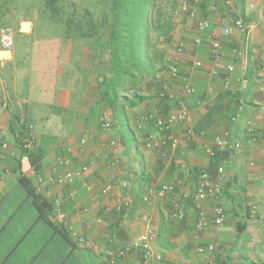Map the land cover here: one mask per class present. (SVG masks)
<instances>
[{
  "label": "crops",
  "instance_id": "obj_1",
  "mask_svg": "<svg viewBox=\"0 0 264 264\" xmlns=\"http://www.w3.org/2000/svg\"><path fill=\"white\" fill-rule=\"evenodd\" d=\"M225 1L200 3L198 16L210 23L206 31L198 29L196 19L178 15L179 25L164 46L167 59H171L176 54V44L184 42L180 53L182 76L196 89L190 101L189 121L194 135L189 140L184 126L176 125L173 134L181 142L166 161L145 148L139 132L129 135L123 145L122 129L103 128V116L111 119V115L102 114L94 83L91 42H83L78 50V39L60 34L54 39L43 38L35 32L33 19L28 20L30 30L22 32L20 26L26 18L11 14V18L19 20L18 28L12 29L14 37H23L25 47L19 51L13 48L9 56H4L0 44V99L7 103L0 112V140L8 144L0 158V264H107L102 256L71 241L41 217L33 197L20 181L25 175L35 182L34 168L21 148L27 135L42 153L39 170L44 174L68 147L75 152L81 150L83 161L90 164L89 173L75 183L77 208H73L60 185H48L43 193L62 198L68 221L86 237L103 243L104 234L117 225V245H121L144 230L141 215L146 212L158 233L154 247L163 257L161 264H206L208 260L219 264H264V0ZM235 19H242L248 31L220 35L224 53L215 61L210 55L212 32L220 33L223 25ZM198 38L201 42L196 43ZM29 49L35 51V57L24 61ZM234 49L242 50L243 55L234 58ZM197 61L202 62L200 67L195 65ZM229 64L235 67L230 92L223 89L222 81ZM156 69L161 82L147 77L137 91L143 99L133 107L124 106L134 129L140 115L165 114L175 109L174 103L160 98L158 91L163 83L177 95L180 79L171 77L164 66L157 65ZM128 95H134L133 90ZM238 100L244 104L242 114L232 121ZM249 122L255 136L248 132ZM225 133L241 147L219 153L218 158L209 157L204 145ZM85 136L87 143L81 146ZM112 139L118 141L117 149L109 144ZM219 165L225 171L223 193L202 202V209L213 216L217 205L223 207L224 221L199 233L195 228L197 209L183 195H192L196 189L193 171L207 170L214 176ZM108 180L114 183L113 192L102 197L98 190ZM85 181L93 185L92 193L85 188ZM123 182H127V188ZM162 182H174L176 191L151 205L139 199L123 214L114 210L98 221L106 204L115 205L128 195L143 194L150 184ZM179 198L185 205L186 218L175 221L171 213ZM84 207L88 212L81 210ZM87 220L89 227L85 225ZM199 244H215L216 250L200 254L196 249ZM128 262L145 264L136 252L129 255Z\"/></svg>",
  "mask_w": 264,
  "mask_h": 264
},
{
  "label": "built area",
  "instance_id": "obj_2",
  "mask_svg": "<svg viewBox=\"0 0 264 264\" xmlns=\"http://www.w3.org/2000/svg\"><path fill=\"white\" fill-rule=\"evenodd\" d=\"M202 0H181L179 5L180 14H186L190 18L197 19V27L200 31H206L210 28V23L206 18H200L198 16V6ZM230 4V0L225 1ZM235 30L246 32L248 26L242 19H235L232 24L223 25L220 33L212 32V42L210 45V55L218 61L224 53V47L220 41V35H231ZM196 43L201 42V39H195ZM0 44L5 51H12L14 48V33L10 28L3 27L0 29ZM184 49V42L180 41L176 44V54L169 59L167 64V70L171 77L180 79V90L176 95L171 91L166 84L162 85L159 89L158 95L160 98L173 102L175 109L165 114L160 113H146L140 115L137 119L136 128L141 134L144 142V146L148 150H153L158 153L161 160H169V154L171 151L177 149L181 142L180 137L173 134V128L176 125L184 126L186 130V136L191 139L194 135L193 129L189 126L191 117V98L195 95L196 89L190 83L187 77L180 74V53ZM234 58H238L243 55V51L240 49H234L232 51ZM196 67L202 65L201 61L195 63ZM226 72L222 77L223 89L230 92L233 91L231 86V74L235 67L233 64H229L226 67ZM158 79L161 75H157ZM6 101L0 99V112L6 107ZM199 105L200 102L198 101ZM243 110V103H239L236 113L231 117L232 121H237ZM21 120H25V116L21 117ZM153 122V125L151 123ZM151 125V126H150ZM102 126L105 130L111 131L114 129V125L108 117L102 119ZM248 132L253 136L256 135L254 127L251 123H248ZM87 137H82L80 140L81 146L86 145ZM112 148H118V141L112 139L109 143ZM37 145L30 135H27L23 139V148L28 151H35ZM241 144L234 141L228 133L221 136H217L212 142L204 145V150L209 157H215L217 151H229L233 149H239ZM8 148L6 141L0 140V158L2 152ZM118 160L114 163L116 164ZM74 165H79L75 168ZM2 165L0 163V171ZM90 171V164L83 161L82 151H74L73 148L68 147L63 155H60L56 159V164L51 167L48 174L42 173L40 170L33 169V176L35 180V186L37 191L44 193V189L48 185H60L64 188L67 199L71 202L73 208L76 207L75 183L78 178L84 177ZM224 167L219 165L214 176L210 175L207 170H202L197 175L196 189L192 195H183L184 199L191 197L194 207L197 209V219L195 228L197 232H204L211 226H219L223 224L225 211L221 206L214 208V215L208 216L202 209V202L206 199L219 198L224 190L225 186V173ZM85 188L89 192L94 191V187L88 181L84 182ZM122 186L127 188V182H123ZM114 189V183L111 180L106 181L98 190V193L102 197L109 196ZM176 191V184L174 182H162L158 185H149L146 187L144 193L141 196V201L146 205H151L155 200L164 199L169 194H173ZM54 207L53 219L59 224L63 225L70 233L71 237L79 245L85 246L91 251L102 256L107 264H129L128 257L132 252L138 253L143 259L145 264H161L163 263V257L159 254L154 247V243L158 237L157 230L151 224L150 216L145 212L141 215V221L144 223V230L137 236L127 240L121 245H117L119 240V227L117 225L112 226L104 234V242L99 243L86 237L84 234L79 233L68 221V212L63 206V200L58 195L50 197ZM133 198L128 195L123 201L116 203L115 205L106 204L102 209V215L98 217V221L101 222L105 216L110 215L114 210L118 213L131 206ZM254 209V207H253ZM84 213L88 212V208L81 209ZM171 218L176 221H180L186 218L185 205L181 198L176 199L171 213ZM87 227L90 226V221H85ZM197 252L200 254H210L216 250L215 244L197 245ZM206 264H219L215 260H208Z\"/></svg>",
  "mask_w": 264,
  "mask_h": 264
},
{
  "label": "trees",
  "instance_id": "obj_3",
  "mask_svg": "<svg viewBox=\"0 0 264 264\" xmlns=\"http://www.w3.org/2000/svg\"><path fill=\"white\" fill-rule=\"evenodd\" d=\"M180 2L181 0H177L167 6L162 0H98L95 9L80 8L73 0H40L41 21H52L60 26L67 39L93 43V65L96 71L94 83L98 89L102 114L109 113L113 125L122 129L123 145L127 144L129 135L138 132L137 128L130 125L124 106L133 107L143 99L137 91L147 77L152 76L154 80L160 81L157 77V65L167 69L170 58L167 59L164 46L172 40L179 25L177 16L180 15ZM7 5L8 1H0V25L5 22L4 8ZM180 74L183 75L181 70ZM131 90L134 95L129 97L128 92ZM239 100L238 103H242ZM21 148L30 165L39 170L41 151L37 147L35 151L24 149L23 141ZM224 152L226 151H217L213 158H218V154ZM199 172L196 170L191 173L196 178V184ZM20 181L33 197L41 217L74 241L63 225L53 221L54 207L51 198L38 192L34 181L29 177L22 175ZM141 196L142 194L133 196L131 206L134 201L141 200ZM186 199H190L188 202L192 201L191 197ZM130 207L120 213L123 214Z\"/></svg>",
  "mask_w": 264,
  "mask_h": 264
},
{
  "label": "rangeland",
  "instance_id": "obj_4",
  "mask_svg": "<svg viewBox=\"0 0 264 264\" xmlns=\"http://www.w3.org/2000/svg\"><path fill=\"white\" fill-rule=\"evenodd\" d=\"M3 1V0H0ZM8 1V5L4 8L6 11V15L4 16V24L0 25V28L6 27L12 29H17L19 25V20H14L11 18L12 13H18L21 18H26V22L28 20L33 19L35 22V32L42 36L43 38H52L60 35H63L62 29L60 26L50 21H41L40 20V0H6ZM77 6L80 8L89 7L95 8L98 0H73ZM167 6L171 5V3L177 0H162ZM179 1V0H178ZM35 17H37L35 19ZM25 21V20H24ZM83 42H88L85 40H77V48L80 50ZM92 45V46H91ZM88 46L93 47V43ZM25 47V39L21 36L14 37V50L19 51L23 50ZM31 48V47H30ZM79 54V52H78ZM35 57V51L29 49V54L25 57L24 61H33Z\"/></svg>",
  "mask_w": 264,
  "mask_h": 264
},
{
  "label": "water",
  "instance_id": "obj_5",
  "mask_svg": "<svg viewBox=\"0 0 264 264\" xmlns=\"http://www.w3.org/2000/svg\"><path fill=\"white\" fill-rule=\"evenodd\" d=\"M20 29H21L22 32H28L30 30L29 22H26V21L22 22L21 26H20ZM1 55L9 56L10 52L9 51H2Z\"/></svg>",
  "mask_w": 264,
  "mask_h": 264
}]
</instances>
